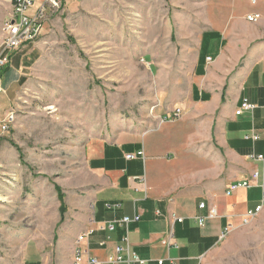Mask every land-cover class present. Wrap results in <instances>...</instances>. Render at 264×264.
Segmentation results:
<instances>
[{
	"label": "rangeland",
	"instance_id": "obj_1",
	"mask_svg": "<svg viewBox=\"0 0 264 264\" xmlns=\"http://www.w3.org/2000/svg\"><path fill=\"white\" fill-rule=\"evenodd\" d=\"M45 6L34 40L3 54L0 264H55L63 256L64 233L77 225L81 196L96 184L88 142L130 144L156 127L153 112L174 108L191 88L192 58L204 32L264 35V0H53ZM13 12L14 0H0V55ZM253 14L260 17L251 22ZM10 113L14 122L2 132ZM184 129L174 124L169 131ZM210 162L201 158L202 169ZM222 162L216 158L217 166ZM202 264H264V212L231 232Z\"/></svg>",
	"mask_w": 264,
	"mask_h": 264
},
{
	"label": "crops",
	"instance_id": "obj_2",
	"mask_svg": "<svg viewBox=\"0 0 264 264\" xmlns=\"http://www.w3.org/2000/svg\"><path fill=\"white\" fill-rule=\"evenodd\" d=\"M217 32L203 33L192 58L191 88L179 96L174 108L153 112L157 126L144 134L146 144L143 138L130 144L103 138L88 142L85 151L96 184L81 196L77 225L64 233L60 243L64 253L55 264L72 263L77 236L89 227L136 212L141 219L130 225L129 237L132 249L148 264H159L160 259L170 264L169 257L176 264L200 260L202 264L221 242L220 234L230 225L240 228L243 216L260 204V187L240 188L230 195L226 187L263 167L248 156L264 155V35L235 38ZM244 100L255 106L253 112L236 115ZM176 107L182 116L160 125V119ZM174 124L186 130L172 133ZM251 130L260 135L256 142L244 137ZM140 150L145 159H127V154ZM219 156L222 166L216 164ZM201 158L212 161L207 169H202ZM202 202L206 208H200ZM211 207L217 208L219 217L199 226L195 217L205 216ZM175 217L184 221L175 222ZM171 228L179 248L162 244ZM124 235L119 226L114 231L97 230L87 243L90 254L110 264L105 261Z\"/></svg>",
	"mask_w": 264,
	"mask_h": 264
},
{
	"label": "built area",
	"instance_id": "obj_3",
	"mask_svg": "<svg viewBox=\"0 0 264 264\" xmlns=\"http://www.w3.org/2000/svg\"><path fill=\"white\" fill-rule=\"evenodd\" d=\"M53 0H14V12L12 18L5 21L3 26V30L5 33V41H4V50L0 55V81H1V69L7 62V57H3V54L7 50H13L24 43L30 42L34 40V38L38 35L39 31V21L44 15L46 10V3H49ZM30 8H34L35 13L31 16L27 15V11ZM259 14H253L249 16V21H257L259 19ZM210 60V58H209ZM1 90V88H0ZM254 105L251 104L248 100H244L241 106L236 110V115H241L245 111L253 112ZM182 109L176 107L172 112L166 114L160 119V125L171 121L176 120L182 116ZM14 114L10 113L6 117L5 120L2 121L1 131H7L11 124L14 122ZM246 139H250L253 142H256L260 139V135L251 130L246 133L244 136ZM127 159H135L141 157L145 159L144 150H140L137 153L127 154ZM248 158L250 160L261 162L263 164L262 170H253L250 174V177L244 180H239L230 183L226 187V194L230 195L239 190L240 188H251L253 186L260 187L262 190L261 202L254 209L249 210L242 218L241 227L250 224L259 214L262 212L264 208V155L253 152ZM108 208L115 207L117 205H107ZM200 208H206V203H200ZM157 215H161L160 211L156 212ZM219 213L216 207H211L208 210V213L205 216H196L195 221L199 226L203 227L207 223V221L218 218ZM141 219L140 213H134L132 216H124L121 219L109 221L104 224H100L97 226H92L80 233L76 239V247L74 256L71 264H103L104 262L99 260L98 258L92 256L90 254L89 247L87 245L89 238L97 231V230H109L114 231L117 226L123 228L125 230V235L122 238V242L117 244L114 248V251L108 255L107 260L105 262L110 264H148L149 260L142 258L139 256L133 249L132 243L130 241V225L134 222H139ZM175 222H183L184 218L175 217ZM235 230V227L232 225L228 226L221 234L220 240L226 239V237ZM104 241L100 243V245H104ZM162 244L167 248H179V243L175 239V234L173 228H171L165 239L162 240ZM170 264H176V260L173 257L168 258ZM165 260H158L159 264H164ZM198 264H201V260Z\"/></svg>",
	"mask_w": 264,
	"mask_h": 264
},
{
	"label": "trees",
	"instance_id": "obj_4",
	"mask_svg": "<svg viewBox=\"0 0 264 264\" xmlns=\"http://www.w3.org/2000/svg\"><path fill=\"white\" fill-rule=\"evenodd\" d=\"M60 199H61V202H62L60 210H61V214L63 215L64 212L66 211V207H65V204H64V196L62 194L60 195Z\"/></svg>",
	"mask_w": 264,
	"mask_h": 264
}]
</instances>
